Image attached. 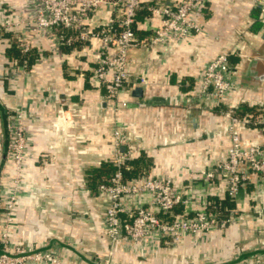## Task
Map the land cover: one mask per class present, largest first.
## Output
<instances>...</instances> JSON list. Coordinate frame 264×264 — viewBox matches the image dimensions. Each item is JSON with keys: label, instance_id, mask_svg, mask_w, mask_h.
Returning <instances> with one entry per match:
<instances>
[{"label": "crops", "instance_id": "1", "mask_svg": "<svg viewBox=\"0 0 264 264\" xmlns=\"http://www.w3.org/2000/svg\"><path fill=\"white\" fill-rule=\"evenodd\" d=\"M178 1L139 0L137 11L143 4ZM22 2L9 0L13 20L30 12ZM252 4L205 0L202 31L151 49L141 44L129 47L130 79L140 75L147 83L141 97L131 96L136 86L128 84L116 102L101 101L100 89L88 80L97 39L80 41L74 31H67L76 39L74 45L56 50L50 31L34 34L29 26H17L13 33L39 55L28 68L10 67L11 77L1 72L8 38L0 39V199L11 173L4 156L8 112L23 114L27 140L21 190L11 215V241L51 247L70 264H251L255 254L264 252V184L253 181L239 191L231 224L184 234L174 243L155 235L136 242L121 237L111 248L103 227L106 196L89 191L85 176L88 169L109 160L111 131L119 128L135 148L134 156L142 153L148 158L144 176L168 179L182 196L184 202L172 214L190 216L209 197L225 196L221 179L205 180L201 173L224 157L228 145L219 110L264 108V29L260 11ZM253 9L258 10L256 21ZM118 18V12L103 5L90 14L88 24L99 30L114 20L115 27ZM255 22L259 25L253 31ZM157 25L156 16L136 20L138 39ZM222 49L231 52L228 62L235 86L216 106L211 97L199 94L196 84L205 64ZM241 137L261 141L264 131L242 130ZM148 199L145 192L131 195L125 205L145 206Z\"/></svg>", "mask_w": 264, "mask_h": 264}, {"label": "built area", "instance_id": "2", "mask_svg": "<svg viewBox=\"0 0 264 264\" xmlns=\"http://www.w3.org/2000/svg\"><path fill=\"white\" fill-rule=\"evenodd\" d=\"M204 1L180 0L174 5L146 7L149 16L158 18V25L141 40L132 27L135 23V12L139 8V0H26L24 8L30 9V12L16 20L4 15L3 25L8 32H13L20 25L29 26L34 34L50 31L56 50L73 41L70 35H63V30L74 31L76 33L74 37L80 41L89 42L92 38L97 39L99 44L90 55L93 69L88 80L100 89L101 101L116 102L118 93L127 89L128 84L142 87L147 83L140 75L130 79L126 55L129 47L141 44L151 49L167 42L181 41L193 33L202 31ZM252 3L253 7L260 11V22L264 29V0H252ZM103 5H108L113 11L118 12L117 25L113 27L114 20H109L110 24L93 30L88 24L89 16ZM15 37L21 52L32 48L26 40L16 35ZM230 53L226 49L218 51L205 64L197 80L199 94L211 97L216 106L221 104L227 92L235 86L228 62ZM6 63L9 67L15 65L13 61ZM20 66L24 67L23 64ZM119 104L125 106L123 101ZM235 108L236 106H228L219 110L228 145L224 157L201 173L205 180H212L214 177L221 179L225 194L233 201L239 191L244 190L249 183L256 181L264 184V138L252 142L243 141L241 137L242 130L264 131V108L258 107L243 113H237ZM25 131L23 114L20 111L8 112L4 156L10 165L11 173L8 189L0 199V264H20L18 259L24 257L30 258L32 264L40 262L52 264L56 262L57 255H60L56 250L51 247L33 246L30 243H15L10 238L11 215L21 190L25 168L24 153L27 148ZM110 144L109 161L116 167L123 166L126 160L134 157L135 148L121 129L115 128L111 131ZM144 192L149 195L145 206L137 205L132 209L126 207L125 199ZM96 193L106 196L103 227L111 248L121 237L136 242L148 235H155L156 238H169L174 243L184 234L205 233L210 229L232 223L236 219L234 209L225 217H221L216 210L205 211V205L190 216L183 213L172 214L173 209L177 205H182L184 200L173 190L168 179L141 175L122 181L118 169L107 183L97 185ZM251 264H264V252L255 254Z\"/></svg>", "mask_w": 264, "mask_h": 264}, {"label": "trees", "instance_id": "3", "mask_svg": "<svg viewBox=\"0 0 264 264\" xmlns=\"http://www.w3.org/2000/svg\"><path fill=\"white\" fill-rule=\"evenodd\" d=\"M146 15H148V11L146 9L145 4H143V6H141V10L135 12V21L141 20ZM257 15L258 10L253 9L252 17L255 19V21ZM258 25L259 23L255 22L253 27H251L252 30L256 31ZM132 27L133 29H135V23ZM2 35L4 37H7L8 39L11 36L8 33H3ZM63 35H68L67 30H63ZM75 40L71 41L69 45H62V47L74 45ZM4 56L6 58V61H13L15 65L23 64L24 68H28L35 62V59L37 58V52L34 48H29L26 52H21L18 48L17 42L11 40L9 41L8 46L4 49ZM239 109L241 113L249 111L247 108L242 106ZM147 160L148 158L145 155L139 153L138 156H134L126 160L125 164L120 167H116L109 160L103 161L97 167L90 168L86 171V188L93 193L96 192L97 185L99 183H107L111 175L117 169L120 171L122 181L130 180L133 178L140 177L141 175H145L149 165V161ZM178 207L179 205H177L173 209V211L176 212L178 210ZM233 207V199L229 198L225 194V196L220 199L209 197L207 204H205V211L213 212L216 210L221 217H225L228 212L233 209Z\"/></svg>", "mask_w": 264, "mask_h": 264}, {"label": "rangeland", "instance_id": "4", "mask_svg": "<svg viewBox=\"0 0 264 264\" xmlns=\"http://www.w3.org/2000/svg\"><path fill=\"white\" fill-rule=\"evenodd\" d=\"M24 0H23V2H22V6L24 5ZM23 8H24V6H23ZM14 10V8H13V6L9 3V0H0V39H4V38H6V37H4L2 34L3 33H8L9 35H11L10 37H11V39H10V37H9V39H8V43H9V41H11V40H13V41H16V37H15V34L16 33H13V32H8V31H6L5 29H4V25H3V20L5 19V17H4V15H9L10 13H11V11H13ZM3 61H4V58H3ZM5 65H7V66H5ZM1 72H6V73H8V75L11 73V72H13V70L11 71L10 70V67H9V65L7 64V63H4V66L2 67V69H1ZM7 75V74H6ZM6 75L5 74H3V76H5L6 77ZM10 77H11V74L9 75ZM8 77V76H7ZM19 194V193H18ZM15 204H16V202H15ZM14 204V205H15ZM1 211V210H0ZM13 212V211H12ZM11 218H12V216H11ZM233 223V222H232ZM229 224H231V223H229ZM226 225H228V224H226ZM225 225V226H226ZM38 247V246H37ZM19 261H20V264H32V262H30L29 260H30V258H27V257H24V258H19L18 259ZM34 264H50V263H45V262H40V263H34ZM52 264H70V263H68L66 260H65V258H64V256H61V255H57V260H56V262H53Z\"/></svg>", "mask_w": 264, "mask_h": 264}, {"label": "water", "instance_id": "5", "mask_svg": "<svg viewBox=\"0 0 264 264\" xmlns=\"http://www.w3.org/2000/svg\"><path fill=\"white\" fill-rule=\"evenodd\" d=\"M261 38L264 39V34L261 36ZM130 94L133 97H141L142 87L136 86V87L132 88ZM120 150H122V148H120ZM43 248H46V247H43Z\"/></svg>", "mask_w": 264, "mask_h": 264}]
</instances>
